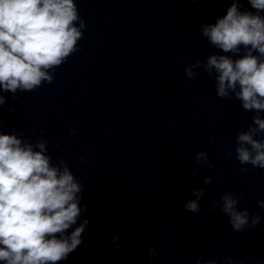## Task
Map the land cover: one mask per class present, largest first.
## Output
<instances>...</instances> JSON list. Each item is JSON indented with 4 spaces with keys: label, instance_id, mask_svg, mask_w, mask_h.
<instances>
[{
    "label": "clouds",
    "instance_id": "1",
    "mask_svg": "<svg viewBox=\"0 0 264 264\" xmlns=\"http://www.w3.org/2000/svg\"><path fill=\"white\" fill-rule=\"evenodd\" d=\"M244 2L250 9L242 8V0H230L225 15L201 26L202 36L218 51L184 71L196 80L194 69L203 68L214 77L218 98L234 97L243 110L255 113L247 130L238 132L234 148L240 172L247 174L246 165L264 169V138H258L264 134V0ZM85 27L76 0H0V107L6 103L2 93L31 92L44 82L51 84L54 70L78 50ZM2 124L0 120V264H60L82 243L89 223L84 219L66 234L81 217L83 185L63 158L53 163L46 140L32 143L31 137L5 133ZM227 156L231 158V150ZM195 160L213 167L206 151L197 152ZM203 183L211 185L212 178L206 176ZM192 195L196 199L187 201L185 209L198 213L204 189L195 188ZM241 199L233 191L219 199L233 231L255 228L261 219L247 208L238 210ZM257 204L264 209V200ZM216 207L214 203L213 211ZM147 251L149 260L158 254L152 247ZM225 259L233 264L230 256ZM196 264L217 261L201 256Z\"/></svg>",
    "mask_w": 264,
    "mask_h": 264
}]
</instances>
